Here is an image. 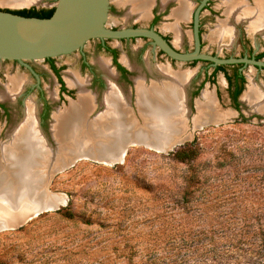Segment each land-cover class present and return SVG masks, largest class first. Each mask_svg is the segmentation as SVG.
<instances>
[{"label": "rangeland", "instance_id": "374dc122", "mask_svg": "<svg viewBox=\"0 0 264 264\" xmlns=\"http://www.w3.org/2000/svg\"><path fill=\"white\" fill-rule=\"evenodd\" d=\"M137 1L109 0L106 26L152 27L176 50H193L192 14L201 0H185L191 7L188 20L174 16L180 7L175 1L170 5L172 0H151L145 17L139 14ZM244 1L256 7L257 0H213L211 12L201 14V53L250 58L251 53L264 49V30L252 29L251 17L249 20L241 10L236 17L227 13L230 5ZM56 3L0 4V9H49ZM154 11L159 15L155 23ZM176 23L178 33L172 28ZM225 25L232 38L218 34ZM99 40L103 41L90 39L73 53L53 57L69 91L63 94L47 61L0 59L2 164L4 147L26 119L29 102L35 108L41 136L55 155L60 147L53 129L56 116L66 113L72 101L79 102L82 91L94 98L88 118L99 117L106 109L104 96L110 80L104 65L121 90L132 119L143 128L139 84L153 94L155 87H163L168 80L159 75L161 68L187 75V82H182L186 137L168 149L152 141L129 143L122 160L81 155L55 170L46 166L49 176L43 181V191L57 200L52 207H58L0 227V264H264V112L242 95L253 84L264 88V67L239 65L245 86L237 110L229 100L225 75L231 74L233 64H224V72L214 74L216 66L210 61L171 59L146 38L104 39L117 51V59L127 71L128 78H121ZM257 60L264 62V57ZM92 70L103 78L101 88L90 86ZM76 75L82 88L68 84V78ZM15 80L20 83L16 91ZM41 98L51 107L43 126ZM209 98L215 101L218 120H201L206 116L201 107ZM183 145L195 155L186 163L173 156Z\"/></svg>", "mask_w": 264, "mask_h": 264}, {"label": "bare ground", "instance_id": "6f19581e", "mask_svg": "<svg viewBox=\"0 0 264 264\" xmlns=\"http://www.w3.org/2000/svg\"><path fill=\"white\" fill-rule=\"evenodd\" d=\"M38 1L0 0V4L24 5ZM123 1L133 2V0ZM137 2H139V14L145 17L152 1ZM190 8L188 1L181 0V7L175 10L174 16L177 20L185 19L190 13ZM238 10H241L249 20L250 17L251 20L253 19L250 22L252 29L264 30V0H257L255 8L245 4V1L237 2L229 6L227 13L236 17ZM172 28L175 32L179 30L177 23L172 25ZM218 34L232 38V32L226 25L219 29ZM104 67L107 71L106 76L110 78L109 90L104 96L105 111L99 114V117H95L96 119L90 120L88 114L94 107V98L82 91L79 102L72 101L66 113L56 116L53 129L60 145L56 152L57 156L51 151V147L45 144L47 141L41 136L35 108L29 102L25 111L26 119L12 135L10 143L4 147L5 164L0 161V227L13 225L35 212L40 213L44 208L51 210L53 204H57L56 199L48 195L47 191H43L45 185L43 181L49 176V172L45 173L46 166L50 165L55 170L67 162L68 164L73 162L81 155L108 161L122 160L126 151L125 145L129 143L152 141L156 144L162 143L168 149L171 144L186 137L183 125L186 122L187 106L185 85L182 86V82H187V75L172 72L169 67L161 68L159 75L168 80L163 87H155L153 94L146 92L139 84L138 104L146 125V128H143L136 122L137 120L132 119L121 90L112 81V73L108 70V66L104 65ZM68 82L71 86H80V88L83 86L77 75L68 78ZM19 84L15 80V91ZM145 89L147 90V87ZM243 99L256 110L264 112V88L261 86L250 85L243 94ZM214 102L211 98L203 102L201 111H203L202 115L206 116L201 120L219 119L220 115L214 110ZM54 119L53 114V121Z\"/></svg>", "mask_w": 264, "mask_h": 264}, {"label": "water", "instance_id": "95a60500", "mask_svg": "<svg viewBox=\"0 0 264 264\" xmlns=\"http://www.w3.org/2000/svg\"><path fill=\"white\" fill-rule=\"evenodd\" d=\"M206 1L201 0L194 11V48L190 52L177 51L152 28H108L109 0H57L50 17L0 9V59L21 63L26 60H44L73 53L90 39L147 38L166 56L179 61L206 60L214 66L243 63L264 67L263 61L254 58H219L200 52L199 12ZM46 210L44 208L42 211Z\"/></svg>", "mask_w": 264, "mask_h": 264}, {"label": "flooded vegetation", "instance_id": "af4514ba", "mask_svg": "<svg viewBox=\"0 0 264 264\" xmlns=\"http://www.w3.org/2000/svg\"><path fill=\"white\" fill-rule=\"evenodd\" d=\"M167 1H170V0H167ZM175 1V3L177 2V3H179V5H178V7L180 6L181 7V0H172V1H170V2H168L170 5H171V2H174ZM184 1V0H183ZM190 1V0H189ZM201 2V1H200ZM200 2H199V4H200ZM211 2H213V0H207L206 1V3H205V5H203L202 6V8L200 9V12H199V39H200V43H201V20H200V17H201V14L204 12V11H207V12H211V10H212V6H211ZM198 4V5H199ZM197 5V6H198ZM177 7V8H178ZM179 7V8H180ZM178 8V9H179ZM197 8V7H196ZM195 8V9H196ZM8 10H10V9H8ZM177 10V9H176ZM109 11H111V4H110V6H109ZM195 11V10H194ZM175 12V11H174ZM190 12V11H189ZM193 15H194V12H193V14H192V33H193ZM158 18H159V15H158V12H155L154 11V15H153V21H154V23L158 20ZM188 18H189V15H188V17H187V20H188ZM148 28H152V27H148ZM193 35V34H192ZM163 38L172 46V47H174L170 42H169V40L166 38V37H164L163 36ZM128 39V38H127ZM130 39H132V38H130ZM147 39V38H146ZM123 40V39H122ZM193 41H194V38H193ZM99 42V45H101V50L102 51H104V52H107L108 54H110L109 56H110V60H111V64L114 66V69H115V71L119 74V76L121 77V78H128L127 77V71L126 72H124L123 70H121V69H118L117 68V66H116V63H114V61L113 60H115L118 64H120L121 66H122V64L120 63V61H118V59L116 58L117 57V51L115 50V49H113L112 47H110V45H108V43H107V40H104L103 39V41H98ZM201 45V44H200ZM175 48V47H174ZM111 49L112 50H115V52L113 53V52H111ZM178 51V50H177ZM264 51V49L260 52V53H262ZM180 52V51H179ZM259 53H257V54H255V53H251L250 55H249V57L250 58H254V59H256V56L258 55ZM264 57V56H263ZM52 59L51 60H46V59H44L45 61H47V63L49 64V67H50V69H51V71H53V73L55 74V76L57 77V80H58V76L61 78V80L63 81V79H62V77L60 76V70H59V67H57L56 65H55V62L53 61V57H51ZM257 60V59H256ZM208 62V61H207ZM52 65H54V67L56 68V69H58V74H56L55 72H54V70L52 69L53 67H52ZM87 66V64H86V62L85 61H83L82 60V66ZM222 65H224V64H222ZM239 65H243V63H237V64H233L232 66H233V70H232V72H231V74L230 73H227V75L228 76H230L231 77V83H230V85L228 86V97H229V100H230V102H231V104H232V106L233 107H235L237 110L239 109V97H240V95H241V93L237 96L236 95V93L238 92V90L241 88H243L244 86H245V77L243 76V74H242V72L240 71L241 70V67H239ZM81 66V67H82ZM85 66V67H86ZM123 67V66H122ZM87 68V67H86ZM124 68V67H123ZM125 69V68H124ZM126 70V69H125ZM90 74H91V81H90V86H92V87H94V88H96L97 86H98V88H101L103 85H104V80H103V78L99 75V74H97L94 70H92V71H90ZM59 81V80H58ZM67 82V81H66ZM60 84V83H59ZM63 84H64V87H65V83H64V81H63ZM69 84V83H68ZM70 86V85H69ZM247 86V85H246ZM59 92L61 93V94H63L64 92H69L68 90H65V91H61V84H60V89H59ZM242 95H243V93H242ZM241 95V96H242ZM42 99V98H41ZM4 107V111H7V109L5 108V105L3 106L2 105V108ZM50 106H49V104H48V102L46 101V100H43L42 99V107H41V112H40V122H41V125L43 126L44 125V123L46 122V120L48 119V117H49V115H50ZM3 111V110H2ZM3 111V112H4ZM56 113V112H55ZM54 113V114H55Z\"/></svg>", "mask_w": 264, "mask_h": 264}, {"label": "trees", "instance_id": "16d2710c", "mask_svg": "<svg viewBox=\"0 0 264 264\" xmlns=\"http://www.w3.org/2000/svg\"><path fill=\"white\" fill-rule=\"evenodd\" d=\"M5 11H9L11 13H18V14H25V15H32V16H39V17H50L54 11V8H49V9H36V8H23V9H16V10H8V9H4ZM111 52H115V50L111 49ZM116 53V52H115ZM264 56V51L262 53H259L256 56V59L262 58ZM117 58V57H116ZM52 58H46V60H51ZM114 63H116V66L118 69L123 70L124 72H126V70L120 65L118 64L115 60H113ZM224 65H216V67L214 68V74L217 71H223L224 70ZM52 69L54 70V72L56 74H58V69H56L54 67V65H52ZM224 72V71H223ZM226 75V80L228 83V86L231 83V77ZM58 80L61 84V91H65L66 88L64 87L63 81L61 80V78L58 76ZM243 88L239 89L238 92L236 93V95L238 96L241 92H242ZM173 156L174 158L181 163H186L187 161L193 159L195 157L194 155V151L192 150V148L187 147L185 145H183L182 147H180L179 149L175 150L173 152Z\"/></svg>", "mask_w": 264, "mask_h": 264}, {"label": "crops", "instance_id": "0c3cea01", "mask_svg": "<svg viewBox=\"0 0 264 264\" xmlns=\"http://www.w3.org/2000/svg\"><path fill=\"white\" fill-rule=\"evenodd\" d=\"M120 61V60H119ZM121 63V62H120ZM122 64V63H121ZM123 66V65H122Z\"/></svg>", "mask_w": 264, "mask_h": 264}]
</instances>
